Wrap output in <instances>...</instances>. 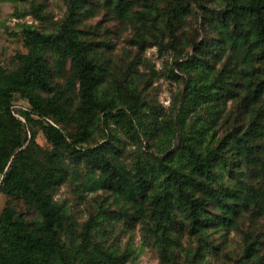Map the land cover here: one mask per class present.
<instances>
[{
	"label": "rangeland",
	"instance_id": "rangeland-1",
	"mask_svg": "<svg viewBox=\"0 0 264 264\" xmlns=\"http://www.w3.org/2000/svg\"><path fill=\"white\" fill-rule=\"evenodd\" d=\"M130 1L132 22L114 14L112 5L105 0H86L90 15L82 17L78 24L81 40L91 44L96 53L94 62L107 70L98 91L103 107L117 102L121 110L130 105L139 108L135 129L108 117L93 128L87 148L101 147L108 161L114 160L133 172L141 162L178 153L189 140L203 155L209 154L214 166L210 172L213 179L199 178L198 182L216 191H241L234 225L228 229L217 227L214 218L221 216L220 207L208 202L203 211L209 219L204 230L197 229L189 216L177 213L163 223L166 231L162 235L164 230L157 229L158 223L149 217L150 203L144 205L147 217L142 220L132 212L129 217L120 215L112 191L86 189L85 162L67 155V180L51 192L52 200L64 208L59 228L61 248L82 252V245L97 248L105 264H242L247 247L253 244L255 258L264 262V96L256 105H248L253 92L251 84L264 79L263 63L253 55L251 76L246 78L240 73L248 66L242 63L244 53L239 47L219 46L222 37L217 23L222 21L223 0ZM179 5L187 11L182 20L174 15ZM69 23L65 0H0V65L13 70L18 58L26 54L24 26L67 42ZM238 24L230 26V33L240 34L248 28L246 14ZM46 58L52 74L51 91L39 95H57L69 112V120L57 124L52 118H45L49 121L39 124L33 116L27 121L22 113L30 108L28 101L13 95L11 105L22 127L9 132L0 126V153L10 152L16 138L22 144L12 152L6 169L22 152L20 159L32 163L37 173L43 174V165L52 150L45 126L60 129L69 146L67 136L78 131L81 99L69 61L59 71L52 53ZM193 58L203 64L201 72L216 82L210 90V102L208 97L193 94L197 89L198 93L205 91L199 86L201 73L195 82V73L179 66ZM67 82L70 86L63 94ZM252 122L259 124L261 134L246 160L239 155L236 140ZM177 163L185 168L184 161L177 158L167 165ZM2 178L0 175V185ZM163 189L151 192L155 197L162 196ZM195 198L206 199L198 191ZM10 200L0 193V215ZM14 203L29 220L34 217L22 201ZM75 264L85 263L78 260Z\"/></svg>",
	"mask_w": 264,
	"mask_h": 264
},
{
	"label": "trees",
	"instance_id": "trees-1",
	"mask_svg": "<svg viewBox=\"0 0 264 264\" xmlns=\"http://www.w3.org/2000/svg\"><path fill=\"white\" fill-rule=\"evenodd\" d=\"M105 1L112 5L114 14L132 22L134 16L130 13L132 7L130 0ZM65 2L71 19L66 28L69 31L67 42L41 35L31 26H24L26 54L18 58V65L13 70H7L0 65V126L9 132L22 127L11 105V98L15 94L27 100L30 105V108H26L22 113L27 121L33 116L39 124L47 120L45 118H52L57 124L69 120V112L59 102L57 95L50 98H41L39 95V92L51 91L52 74L46 58L48 53H52L54 66L59 71L64 62L69 61L73 76L78 82L81 99L78 109V131L75 135L67 136L72 146L68 145L66 135L60 129L45 126V135L52 150L43 165L45 169L43 174L41 171L37 173V167H32V163L20 159L24 156L22 152L14 156L6 169L12 152L22 144L19 138L10 146V152L0 153V175L3 176L0 193L11 199L5 203L0 215V264H75L78 260L84 261L85 264H105L97 248L90 249L88 245H82L84 249L82 252L83 250L64 251L60 246V216L64 213V208L52 200L51 192L57 190L67 180L64 167L67 155L85 162L86 189L93 191L108 188L112 191L115 201L120 206V215L129 217V213L132 212L133 216L142 220L147 217L144 205L150 203L152 209L149 217L152 216L158 223L157 229L164 230L162 235H165L166 231L163 223L171 221L177 213L189 216L197 229L204 230L203 226L209 219L203 211L208 202L217 203L220 207L221 216L214 218L217 227L228 229L233 226L241 191L222 188L216 191L198 182L199 178L212 180L210 172L214 166L210 163L209 154L203 155L189 140H185L178 153L166 154L160 160L141 162L133 172L127 171L114 160L108 161L101 147L87 148L93 128L105 122L108 117L125 122L131 129H135L133 123L138 121L139 108L130 105L126 110H121L118 109L117 102L103 107V100L99 98L98 91L105 81L107 70L94 62L96 53L92 45L81 40L82 33L77 29L80 19L90 15L86 0ZM223 2L225 9L221 14L222 21L217 23L222 37V44L219 46L239 47L244 53L242 63L248 66L240 70V73L249 78L253 55L264 65V0ZM186 12L179 5L174 10V15L176 19L182 20ZM245 14L249 19L248 28L240 34L230 33V26L240 25L238 23ZM179 66L184 70L190 68L189 73H195L193 77L195 82L196 76L201 73L202 80L199 86L205 91L198 93L197 89L193 94L196 97H208L210 102V90L216 82H211L207 78L208 74L201 72L203 64L193 58ZM251 85L253 92L248 99V105H256L264 96V79ZM68 86L69 82L65 84L63 94L68 92ZM260 129L259 124L252 122L238 136L236 149L242 158L250 159L255 149V140L261 134ZM172 158L182 159L185 168L178 163L172 167L168 166L167 163L171 165ZM158 188H164V194L155 197L151 190ZM196 191L206 199H196ZM15 200L22 201L27 212L33 214L31 220L17 210ZM247 239L250 241V238ZM255 256L256 249L250 244L245 251L242 264H264Z\"/></svg>",
	"mask_w": 264,
	"mask_h": 264
}]
</instances>
